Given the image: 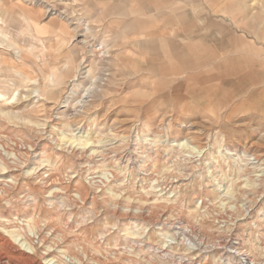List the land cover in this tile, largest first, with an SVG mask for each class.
<instances>
[{"label":"rangeland","instance_id":"obj_1","mask_svg":"<svg viewBox=\"0 0 264 264\" xmlns=\"http://www.w3.org/2000/svg\"><path fill=\"white\" fill-rule=\"evenodd\" d=\"M240 252L264 264V0H0V264Z\"/></svg>","mask_w":264,"mask_h":264},{"label":"bare ground","instance_id":"obj_2","mask_svg":"<svg viewBox=\"0 0 264 264\" xmlns=\"http://www.w3.org/2000/svg\"><path fill=\"white\" fill-rule=\"evenodd\" d=\"M86 95H88L89 93H91V91H86ZM243 153V152H242ZM241 155V154H240ZM242 156V155H241ZM74 204V203H73ZM37 233L39 234L40 233V231L38 230L37 231ZM40 235V234H39ZM29 237V236H28ZM2 241H4V240H2ZM33 241V239H29L28 240V244H30L29 246V248H30V250L32 251V252H34L35 250H37V245L38 244H36L35 242H32ZM11 244V243H10ZM13 246V245H12ZM9 247V246H8ZM11 247V246H10ZM15 247V246H14ZM200 247V246H199ZM12 249H14V248H12ZM6 251V250H5ZM11 251H13V250H11ZM9 252V251H8ZM234 252H236V251H234ZM239 252V251H238ZM13 253V252H12ZM32 254V253H31ZM10 255V254H9ZM9 255H7V256H9ZM241 257H242V259H243V261L246 263V264H255L251 259H250V256H248L247 254H244V253H241L240 252V254H239ZM13 256V255H12ZM20 256V255H19ZM23 256V255H22ZM33 256V255H32ZM31 255H30V253L29 254H26L25 253V256H24V261L23 262H25L24 264H28V263H33V261H34V256L32 257ZM1 257V256H0ZM14 257H15V255H14ZM13 257V258H14ZM16 257H18V256H16ZM36 258V257H35ZM14 259H16V258H14ZM19 259H21V258H19ZM18 260V259H17ZM1 261V260H0ZM13 261V260H12ZM19 262H22V261H19ZM2 263H4V262H2ZM35 263V262H34ZM5 264V263H4ZM18 264H20V263H18Z\"/></svg>","mask_w":264,"mask_h":264}]
</instances>
